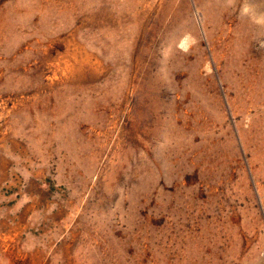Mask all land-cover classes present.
Wrapping results in <instances>:
<instances>
[{
	"label": "rangeland",
	"instance_id": "1",
	"mask_svg": "<svg viewBox=\"0 0 264 264\" xmlns=\"http://www.w3.org/2000/svg\"><path fill=\"white\" fill-rule=\"evenodd\" d=\"M0 264H264V0H0Z\"/></svg>",
	"mask_w": 264,
	"mask_h": 264
},
{
	"label": "bare ground",
	"instance_id": "2",
	"mask_svg": "<svg viewBox=\"0 0 264 264\" xmlns=\"http://www.w3.org/2000/svg\"><path fill=\"white\" fill-rule=\"evenodd\" d=\"M244 26V25H243ZM249 26V25H248ZM247 30V29H246ZM246 30H244V31H246ZM261 32V31H260ZM249 33V32H248ZM251 37V36H250ZM246 41V40H245ZM250 41V40H249ZM249 45V44H248Z\"/></svg>",
	"mask_w": 264,
	"mask_h": 264
}]
</instances>
